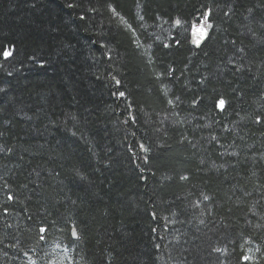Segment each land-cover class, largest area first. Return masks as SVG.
<instances>
[{
    "label": "trees",
    "instance_id": "trees-1",
    "mask_svg": "<svg viewBox=\"0 0 264 264\" xmlns=\"http://www.w3.org/2000/svg\"><path fill=\"white\" fill-rule=\"evenodd\" d=\"M0 264H264V0H0Z\"/></svg>",
    "mask_w": 264,
    "mask_h": 264
},
{
    "label": "snow or ice",
    "instance_id": "snow-or-ice-1",
    "mask_svg": "<svg viewBox=\"0 0 264 264\" xmlns=\"http://www.w3.org/2000/svg\"><path fill=\"white\" fill-rule=\"evenodd\" d=\"M177 23H179V21H177ZM197 31H199L200 39L194 40L193 43L198 45L200 43V40H202L207 35V32H206V30L203 27H201L200 29H196L194 27L193 28V35H195L197 33ZM4 55L8 56V55H10V53L9 52H5ZM117 83H119V82H117ZM119 95L121 97H123L125 94L123 92H120ZM223 104H224V101L221 100L220 101V106L223 107ZM141 147H143V146H141ZM182 179H186V177H182Z\"/></svg>",
    "mask_w": 264,
    "mask_h": 264
},
{
    "label": "rangeland",
    "instance_id": "rangeland-1",
    "mask_svg": "<svg viewBox=\"0 0 264 264\" xmlns=\"http://www.w3.org/2000/svg\"><path fill=\"white\" fill-rule=\"evenodd\" d=\"M201 27H203V25H200V26H198L197 27V25H196V29H200ZM194 28V27H193ZM205 29V28H204ZM192 38H193V40H197V39H200V34H199V31H197V33L195 34V35H193V29H192ZM205 38V37H204ZM203 38V39H204ZM202 40H200V42H201Z\"/></svg>",
    "mask_w": 264,
    "mask_h": 264
},
{
    "label": "water",
    "instance_id": "water-1",
    "mask_svg": "<svg viewBox=\"0 0 264 264\" xmlns=\"http://www.w3.org/2000/svg\"><path fill=\"white\" fill-rule=\"evenodd\" d=\"M72 237L75 239L76 238V234L74 232H72Z\"/></svg>",
    "mask_w": 264,
    "mask_h": 264
}]
</instances>
